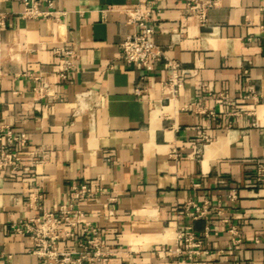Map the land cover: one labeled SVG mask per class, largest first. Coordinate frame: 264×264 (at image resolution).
<instances>
[{"label": "crops", "instance_id": "0c3cea01", "mask_svg": "<svg viewBox=\"0 0 264 264\" xmlns=\"http://www.w3.org/2000/svg\"><path fill=\"white\" fill-rule=\"evenodd\" d=\"M40 1L55 13L25 17V0H0V124L28 137L20 167L0 169V264H43L16 228L69 203L72 184L84 181L98 193L76 207L100 227L107 264H194L172 251L184 224L205 238L207 264H264V182H255L264 167V0H216L205 17L186 0H155L150 24L165 55L148 74L121 56L137 29L129 0ZM63 47L77 62L59 82ZM169 60L186 72L176 94L166 87ZM45 81L53 89L42 96ZM206 201L207 215L194 218ZM84 239L60 245L74 250Z\"/></svg>", "mask_w": 264, "mask_h": 264}, {"label": "built area", "instance_id": "2783aa9c", "mask_svg": "<svg viewBox=\"0 0 264 264\" xmlns=\"http://www.w3.org/2000/svg\"><path fill=\"white\" fill-rule=\"evenodd\" d=\"M189 8L205 17L209 7L216 3V0H186ZM155 0H129L125 5L130 23L136 26L134 32L129 33L121 43V56L128 63H138L143 66L145 73H151L155 69L156 60L162 59L164 50L154 40V27L150 24L156 9L153 7ZM47 8L41 7L40 0H25L23 15L30 18H40L52 16L55 11L52 2L49 1ZM4 20L2 19V23ZM60 58L57 63V81L67 80L71 75L77 62V54L72 48L63 47L57 50ZM169 75L166 87L172 94L179 92L184 84L185 70L179 68L177 63L169 60L167 63ZM142 76V80L146 78ZM4 69L0 64V92ZM144 87L139 85L136 92L141 95ZM53 87L51 83L45 81L36 87L42 95H51ZM54 96V95H53ZM6 138V143L0 149V169L8 166L19 168L22 163L21 149L26 146L28 137L25 132L16 133L4 124H0V139ZM255 182H264V167H257ZM98 193V188L92 186L88 181L72 184L70 201L61 205L57 210L45 211L42 215H37L24 220L16 229L19 232L29 234L34 249L39 255L43 264H92L100 262L107 264L110 261V251L108 244L101 236L100 227L84 220V211L76 207L79 203L88 200ZM232 198L237 197L235 189L230 192ZM209 202L203 206L195 205L192 211L194 218L206 216L209 211ZM230 231L238 235L234 237V242L241 241L239 228L232 226ZM80 235L84 236L79 244V248L62 249L60 242L68 237ZM205 238L199 235L191 224H184L178 227L176 245L172 250L177 256L182 254L194 264H207L199 257L203 253L209 252L204 248Z\"/></svg>", "mask_w": 264, "mask_h": 264}]
</instances>
